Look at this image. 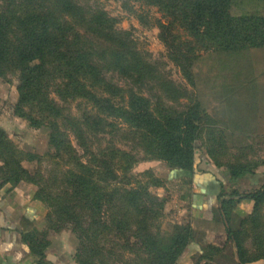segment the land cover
<instances>
[{
  "label": "trees",
  "instance_id": "trees-1",
  "mask_svg": "<svg viewBox=\"0 0 264 264\" xmlns=\"http://www.w3.org/2000/svg\"><path fill=\"white\" fill-rule=\"evenodd\" d=\"M1 1L0 77L18 75L19 101L14 107L15 115L35 128L47 125L51 130V145L64 153L61 156L59 152L52 161L55 178L63 177L67 187L62 196L49 197L47 202L55 209L57 222H69L73 232L79 234L82 243L79 263L93 264L102 255L104 248L95 241L108 233L126 238L122 249L136 253L141 264H178L181 256L196 246L190 228L162 238L155 225L158 217L155 197L146 186L128 187L133 184V168L140 161L137 153L113 144L98 151L92 149L89 131L104 133L115 122L129 129L128 134L141 149L143 160H163L192 181L196 173L217 175L221 190L217 195L221 202L218 210L228 222V238L236 244L240 263L250 264L264 258L246 257L230 224L234 198L248 201L252 213L264 203V183L242 195L233 191L225 198L220 165L216 163L215 167L204 146L199 144V122L203 118L199 104L192 103L186 110L174 112L163 107L160 110L153 103L146 92H153L154 84L171 91L172 82L159 76L157 64L140 49L130 31L119 27V18L86 0ZM134 1L157 7L164 13L165 22L156 20L161 39L172 50V59L185 77L190 76L200 47L191 41L176 43L178 29L197 42H212L211 46L219 49L264 47V16L233 14V0ZM138 16L143 21V16ZM76 101L85 105L81 118L65 105ZM71 135L85 151L84 156L77 154ZM25 155L29 153L20 149L0 125V188L7 183L31 181V175L22 165ZM83 157H87V162H83ZM63 165L68 168L61 169ZM260 166H264V161L230 164L228 172L232 181L247 177L256 185L264 177V172H258ZM116 201L117 210L106 218L104 203ZM84 206L97 211L88 212L97 226L94 233L83 226L85 216L79 209ZM39 233L35 228L23 231V239L32 253L43 259L50 240L46 235L40 238ZM130 238L139 241L132 245ZM223 249L212 244L201 246L195 264H203Z\"/></svg>",
  "mask_w": 264,
  "mask_h": 264
},
{
  "label": "rangeland",
  "instance_id": "rangeland-1",
  "mask_svg": "<svg viewBox=\"0 0 264 264\" xmlns=\"http://www.w3.org/2000/svg\"><path fill=\"white\" fill-rule=\"evenodd\" d=\"M86 1L104 7L110 15L119 18V27L130 31L140 49L157 64L159 76L163 80L167 78L172 82L173 89L171 91L168 87L166 90L159 84H154L153 92L146 90L153 103L158 108L161 107L160 110L163 107L180 112L186 110L192 103L199 104L203 116L199 122V144L204 146L207 151L206 156H210L211 162L220 165L219 171L228 172L230 164L264 161V78L259 70L258 57L255 52L253 53L256 50L247 48L229 51L215 48L211 46L212 42H197L178 29L175 35L179 37V40L176 43L191 41L193 45H198L197 48L200 47L195 64L189 71L190 76L185 77L179 65L172 59V50L161 39V29L157 21L161 19L165 22L166 19L164 13L157 7H151L134 0ZM232 13L235 15L251 13L264 16V0H233ZM138 14L143 16V21ZM200 45H205L208 48ZM18 78V75L14 73H10L7 78L0 77V93L6 96L1 99L0 108L3 115L5 114L7 117L13 114L15 107L13 106V111H10L9 114V109L13 105L9 101L16 94L19 95L20 81ZM159 81L161 83V80ZM4 83L6 84L4 85ZM120 83L125 84L123 81ZM53 97L57 96L53 94ZM65 105L78 118H81L86 111L85 105L80 101ZM24 121L29 125L26 119ZM18 128L22 129L21 125ZM43 129H45L44 133L34 132L28 137V140L25 139L29 147L32 146L35 151H26L20 147V143H16L20 149L31 155L24 156L25 160L22 161V165L31 175V181L34 182L29 180L22 182L35 186V198L46 209V229L39 233V237L43 238L42 235L44 237L46 235V237L52 238L55 236L66 238L71 244L76 263L81 264L79 255L82 243L79 234L73 232L69 222H59V224L55 209L51 203L47 202L49 197L62 196L67 184L63 182V177L61 180L60 175L55 178L56 167L52 161L53 157L57 156L56 154L60 152L62 156L64 153L51 145L50 128L45 125ZM129 132V129L123 124L115 122V126L107 127L104 133H96L93 130L89 131L88 136L92 149L95 151H98L100 147L113 144L139 155L140 161L136 163L132 171L133 184L128 187L146 186L155 197L154 208L158 212L155 225L162 238H169L183 228H190L196 240H203L202 230H199V225V228L195 227V221L191 217L189 208L192 180L181 176L179 172L175 174L177 170L170 168L168 163L163 160H143L144 155L141 149L137 148L132 136L128 134ZM70 138L77 154L84 156L85 151L79 145L78 140L73 135ZM86 158L83 157V162H87ZM60 168L66 170L68 167L63 165ZM262 169L264 166H260L258 171H262ZM251 183L247 177H240L235 181H230L227 187H224V192L228 195L233 191H236L238 195L245 194L259 188L264 183V177L256 185ZM108 188L111 190V187ZM234 199L236 200L230 210L232 213L230 224L246 251V257L264 256V203L258 210L250 213L249 210H242L244 208L239 205L242 202L239 197ZM115 204L117 205V201L104 203L103 212L106 213V218L117 210L118 207ZM79 210L85 216L84 228L94 233L97 226L94 223V218L88 217V212L93 214L97 211L86 206ZM51 213L50 220L49 214ZM133 226L135 229L136 225ZM126 241V238L118 236L117 233L103 234L95 241V244L101 245L104 251L102 255L93 260V264H141L136 253L122 249ZM137 241H139L138 238L129 239L132 245ZM228 244L230 246V249L226 248L228 251L232 249L231 245L236 248L233 240L229 239ZM231 251L233 255V250ZM219 254L222 253H217L214 256ZM141 256L143 257V253ZM185 257L186 253L181 256L178 264H185L183 261ZM199 257L200 254L193 256L192 264H195ZM221 259L219 261L226 264L227 261Z\"/></svg>",
  "mask_w": 264,
  "mask_h": 264
},
{
  "label": "crops",
  "instance_id": "crops-1",
  "mask_svg": "<svg viewBox=\"0 0 264 264\" xmlns=\"http://www.w3.org/2000/svg\"><path fill=\"white\" fill-rule=\"evenodd\" d=\"M252 50H256L253 53L255 52L256 57H258L259 70L264 78V47L252 48ZM4 96V94L0 93L1 99L6 98ZM18 101L19 95L17 94L9 101L13 103L9 109V114L10 111H13V106ZM1 110L0 108V125L8 132L10 138L15 143H20L22 149L35 151L32 146L29 147L25 139L28 140V137L33 135L34 132L41 131L44 133L45 129L43 128L45 127H32L29 123L27 125L23 118L16 116L14 112L7 117L5 114L3 115ZM5 113L8 112L5 111ZM20 125L23 130L18 128ZM213 165L215 166V164ZM258 172H264V169ZM177 173L178 171H175V174ZM220 176L224 180V187L226 188L228 183L232 181L231 176L229 172L223 171H220ZM260 180L256 181V183L260 182ZM219 185L220 182L217 179V175L211 172L195 174L191 184L192 193L189 208L191 217L195 221V227L197 228L199 225V230H202L203 240H196L195 244L197 247L195 246V248L190 249L186 253V257L183 259L185 264H192L193 256L200 254L198 249L209 244L225 250L221 251V255H213L212 258L204 260L203 264H222L219 261L220 258L223 261H227L225 262L226 264H241L237 248L231 245L233 255L231 250L228 251L226 249H230L226 229L228 222L226 218L221 217L218 210L221 208V202L217 196L221 192ZM35 192V186L27 182H20L16 185L7 183L0 188V264H77L72 253L71 244L64 237H48L50 245L47 247L46 256L43 259L33 254L30 245L23 239V231L35 228L38 232H42L46 229V209L35 198ZM227 195L225 193V198L228 197ZM240 203L239 205L244 208L242 210L247 211L248 201L242 200ZM252 264H264V259Z\"/></svg>",
  "mask_w": 264,
  "mask_h": 264
},
{
  "label": "water",
  "instance_id": "water-1",
  "mask_svg": "<svg viewBox=\"0 0 264 264\" xmlns=\"http://www.w3.org/2000/svg\"><path fill=\"white\" fill-rule=\"evenodd\" d=\"M240 260V259H239Z\"/></svg>",
  "mask_w": 264,
  "mask_h": 264
}]
</instances>
